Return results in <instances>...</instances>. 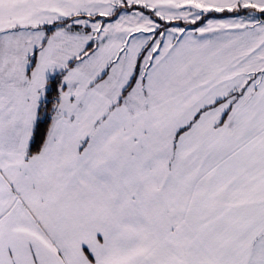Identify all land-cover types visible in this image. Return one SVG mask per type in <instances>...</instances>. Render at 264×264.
I'll use <instances>...</instances> for the list:
<instances>
[{"label": "snow or ice", "instance_id": "obj_1", "mask_svg": "<svg viewBox=\"0 0 264 264\" xmlns=\"http://www.w3.org/2000/svg\"><path fill=\"white\" fill-rule=\"evenodd\" d=\"M0 264H264V0H0Z\"/></svg>", "mask_w": 264, "mask_h": 264}]
</instances>
